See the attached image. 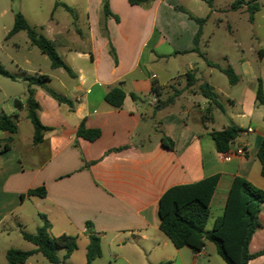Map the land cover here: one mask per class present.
<instances>
[{"label": "crops", "instance_id": "crops-1", "mask_svg": "<svg viewBox=\"0 0 264 264\" xmlns=\"http://www.w3.org/2000/svg\"><path fill=\"white\" fill-rule=\"evenodd\" d=\"M85 2L86 21L80 27H74L76 15L74 26L60 25L52 15L63 7L54 3L50 25L43 35L54 42L56 52L62 51L64 59L57 54L70 74L51 69L50 64V72L42 70L28 39L25 54L16 43L1 46L5 52L20 55L11 60L18 61L23 72L46 76L43 85L70 101L58 103L42 87H29L38 105L39 122L46 128L38 144H33V128L29 136L20 131V122L27 119L26 81L22 100H15L20 107L7 109L5 115L15 116L16 131L10 134L0 130L1 253L5 256L10 249L4 244L12 234L21 239V232L34 234L44 216L50 236L76 238L77 247L68 258L69 264H86L90 233L99 238L101 249V255L91 264H217L206 247L195 254L188 248L173 246L159 229L158 202L173 186L217 176L206 222L211 219L212 227L224 212L235 177L244 178L264 192L257 159L264 138V102L257 100L259 87L264 100V66L256 71L248 59L256 52L260 60L264 58L258 33L251 39L249 30L251 37L246 41L257 40L258 45L251 49L230 37L233 53L223 60L237 80L234 85L227 81L223 91L209 82L208 76L212 77L214 71L223 74L224 68L192 52L199 30L192 18L202 19L204 24L218 11L213 7L215 0H153L146 7L131 6L127 0H107L111 13L108 17L102 14L101 0ZM202 2L207 4L205 10L199 5ZM257 2L259 8L252 21L248 18L255 28L257 19L264 21V15L259 16L264 1ZM236 11L244 12L246 7ZM202 13L206 14L204 18L198 16ZM203 24L198 50L203 43ZM229 30L233 33L232 28ZM8 33L4 42L21 32L10 37ZM195 56L206 65L207 76L202 79L192 61ZM187 73L195 76V84L207 83L216 95L221 109L212 107L209 121L202 120L209 101L194 89L195 84L187 86ZM152 82L158 86L157 93L152 90ZM115 86L125 93L119 109L105 101V94ZM130 94L138 99L133 100ZM171 97L173 102L164 105ZM0 114H4L2 109ZM81 122L87 129L99 130L100 136L94 141L77 136ZM229 125L238 127L241 133L228 152L219 153L209 133ZM162 135L172 140V149L161 144ZM6 138L11 141L4 150ZM238 148L244 150L243 156L235 154ZM40 188L44 197L27 194ZM24 242L30 247L21 251L35 250L34 245ZM263 249L264 203L258 214V228L248 244L249 254L255 255L248 264H264V253L259 254ZM75 253H79V259L74 258Z\"/></svg>", "mask_w": 264, "mask_h": 264}, {"label": "trees", "instance_id": "trees-1", "mask_svg": "<svg viewBox=\"0 0 264 264\" xmlns=\"http://www.w3.org/2000/svg\"><path fill=\"white\" fill-rule=\"evenodd\" d=\"M13 1V0H12ZM102 1V14L105 17L111 15L108 9L107 0ZM153 0H127L131 6L146 7ZM62 5L68 12L71 11L64 4L55 3V6ZM246 7V12L249 14V20L252 21L254 13L258 10L257 0H233L231 10L236 11ZM117 20L116 17H114ZM192 20L199 26V30L194 38V48L192 52L198 53L202 58L203 55L197 48L198 39L201 34L202 19ZM18 32H24L29 43L36 47L40 53L45 55L49 61L51 69H63L67 73H71L68 66L61 60L56 52L55 44L45 36L37 33L31 27L24 16L16 13L13 19V26L8 33V37L13 36ZM224 75L227 76L228 83L234 85L236 76L230 67L222 69ZM0 75L10 79H14L1 65ZM187 86L192 87L195 82V76L187 73ZM47 79L46 76L28 77L25 80L28 83L27 97L25 99V110L27 119L33 128V144H38L42 140V131L46 130L41 125L37 117L38 105L32 97L31 85L42 87L45 92L58 103L70 104V101L60 97L55 92L49 90L43 85ZM158 86L152 82V90L157 93ZM199 93L209 101V107L206 109L202 117L203 122L212 119V107L221 109V106L216 101V95L212 88L207 83H202L198 87ZM125 93L119 86L111 88L105 94V101L115 108H121ZM133 100L138 99L135 95L130 94ZM257 100L263 103L262 90L259 87L257 91ZM173 98H169L164 102V105L171 104ZM16 108L20 107L18 101L14 102ZM0 130L10 134L16 131L15 116H7L0 114ZM241 133V130L233 125H229L220 131H212L209 133L210 138L214 143V148L219 153H226L230 150L233 141ZM77 136L87 140L94 141L100 136L99 130L87 129L81 122L77 128ZM11 138L4 140L2 149H8V143ZM161 144L167 148H173V142L166 136H161ZM257 159L260 164V173L264 178V138L262 139L258 150ZM217 182V176L205 178L201 181L173 186L167 189L158 202V217L159 229L170 240L173 246L177 249L188 248L192 252H197L205 247V242H211L216 249L217 255L226 264H248V261L255 255L248 252V244L251 237L258 228V214L261 205L264 203V192L253 186L247 180L241 177H235L225 205L223 214L217 217L210 230H205V225L208 218L209 200L212 196L214 187ZM30 196L44 197L42 188L29 190ZM42 225L34 234L21 232V237L24 241L31 243L36 248L33 251H20L9 249L6 254L7 264H24L29 257L35 253L41 254L48 264H58L59 260L56 256V249L62 247L64 249V259H68L77 247L76 238L67 235L51 237L49 235V223L41 216ZM88 245L86 248V264H91L93 260L101 255L100 241L94 234L88 235ZM264 253V249L259 253ZM158 264H166L160 262Z\"/></svg>", "mask_w": 264, "mask_h": 264}, {"label": "rangeland", "instance_id": "rangeland-1", "mask_svg": "<svg viewBox=\"0 0 264 264\" xmlns=\"http://www.w3.org/2000/svg\"><path fill=\"white\" fill-rule=\"evenodd\" d=\"M60 2L66 4L73 8V11H64L63 8L59 7L53 12V18H56L60 25L70 26L73 25L74 16H78V19L74 23V27L82 26V23L86 21V2L85 0H59ZM73 1V2H72ZM233 0H215L213 7L217 9V13L213 14L208 18L203 24V43L201 48H199L200 53L206 58L207 62L215 63L220 66V68H227L223 58L226 55H231L233 53V47L231 46V38L234 37L237 40L243 42L245 47L250 46V49L254 46L258 47L257 40L246 41L248 37L254 39L256 36L255 33H258L257 36L258 42L261 43L260 47L264 48V21L257 19L256 27L252 26L248 22L249 14L244 11H232L231 3ZM247 1V0H245ZM264 1V0H263ZM56 0H0V65L14 77L15 82L10 81L7 77H3L0 75V88L3 89L0 91V109L4 111V114L7 113L8 108H14L15 100H22L21 93L23 92V88H26V80L25 77H38L32 73H25L18 67L17 62H13L11 59H14L19 54L9 51L5 52L1 46L10 45L11 43H16L21 48V53L25 54L27 37L24 32L19 33L12 39L11 41L4 42V37L8 31L11 30L13 26V19L16 13H20L23 16L25 15L32 27H35V31L40 33L41 35H46V29L49 27L50 16L53 11L54 3ZM199 5L205 10L207 8V4L199 3ZM228 10V13L227 11ZM206 14H198L200 18H204ZM264 15V6L261 9V14L259 16ZM220 21V22H219ZM228 27L232 28L233 33H231ZM253 29V30H252ZM249 30L250 33L249 34ZM230 34V35H229ZM229 40V41H227ZM206 41V42H205ZM206 44V46H205ZM260 49V48H256ZM34 56L36 64L44 70L46 73L49 71V61L47 57L42 55L36 47H33ZM58 54L64 59L63 53L61 50L57 51ZM17 54V55H16ZM249 54V53H248ZM248 59L255 65L256 71L261 69V65L264 66V58L260 60L258 57V52L251 53L248 55ZM192 61H195V66L197 67L198 77L202 79L206 75V65L204 61L199 56H195ZM207 76V75H206ZM209 82L216 84L221 90H225L226 85H228L227 76L220 74L217 71H214L212 77H209ZM263 83H264V75H263ZM26 81V82H25ZM28 85V84H27ZM199 85L195 84L194 89L198 90ZM3 93H7L8 96L3 95ZM9 95H15L17 98L11 99ZM16 108V107H15ZM20 131L22 134L29 136L32 133V125L27 119H23L20 122ZM211 219L208 220L206 225V229L209 230L211 225ZM53 237V236H51ZM5 247L15 250L27 249L30 247L29 244L25 243L19 235L12 234L10 240L4 244ZM0 245V264H6V257L3 253H1L2 247ZM205 247L209 251V254L212 255L216 260L217 264H226L217 254L215 246L206 241ZM105 252V250H103ZM79 253H75V257L78 258ZM64 249L62 247H58L56 249V256L59 260L58 264H69L71 261L63 258ZM77 259L75 261H77ZM81 260V258H80ZM113 262L112 259H110ZM152 261H156V258H152ZM26 264H48L47 260L42 255H37L36 257L30 259ZM100 264V263H97Z\"/></svg>", "mask_w": 264, "mask_h": 264}, {"label": "built area", "instance_id": "built-area-1", "mask_svg": "<svg viewBox=\"0 0 264 264\" xmlns=\"http://www.w3.org/2000/svg\"><path fill=\"white\" fill-rule=\"evenodd\" d=\"M235 154L238 156H243L244 155V150L242 148H238L235 150ZM204 248H201L199 251L195 252V254H200L203 252Z\"/></svg>", "mask_w": 264, "mask_h": 264}]
</instances>
